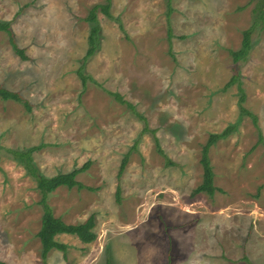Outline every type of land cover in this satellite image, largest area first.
I'll return each instance as SVG.
<instances>
[{
	"label": "rangeland",
	"instance_id": "1",
	"mask_svg": "<svg viewBox=\"0 0 264 264\" xmlns=\"http://www.w3.org/2000/svg\"><path fill=\"white\" fill-rule=\"evenodd\" d=\"M105 3L0 0V22L26 57L0 30V85L31 107L0 98V261L264 264L262 0H111L112 17L95 11L98 48L84 60L86 19ZM256 21L251 49L235 62ZM229 127L209 152L219 191L193 196L202 146ZM39 145L32 157L47 177L91 162L77 180L93 191L61 187L47 203L67 224L96 222L94 242L58 235L67 253L51 250L46 262L41 194L10 152Z\"/></svg>",
	"mask_w": 264,
	"mask_h": 264
},
{
	"label": "trees",
	"instance_id": "2",
	"mask_svg": "<svg viewBox=\"0 0 264 264\" xmlns=\"http://www.w3.org/2000/svg\"><path fill=\"white\" fill-rule=\"evenodd\" d=\"M262 4L264 5V0H262ZM111 8V0H106L105 4H101L98 6L93 7L90 11V14L87 17V21L93 23L91 27V31L88 38L89 48L84 56V60L91 57L98 48V39L100 36V26L96 19L95 11L100 9L103 14L106 16H111L110 14ZM257 10V17L260 22H264V11L262 6L260 5ZM259 12V13H258ZM258 21L255 22L254 26L250 29L245 30L243 32V41L242 46L238 51L232 52V57L234 61L237 62L240 58H244L247 56L248 51L251 49V33L254 30L255 26L257 25ZM120 26H122L120 24ZM0 30L5 31L10 36V42L14 48V50L21 56V58L25 59L24 51L19 49L16 44L14 43V39L12 37V32L10 30V23L9 22H0ZM172 38V34L168 33V39ZM80 74L83 83L87 82V77L81 74V70L78 71ZM234 78L231 80V83L234 82ZM117 101L121 102L122 104H126L128 108L133 109L134 106L132 104L127 103L120 94H112ZM0 98L4 101H17L22 103L28 111L31 110L30 104L26 101L23 97L20 96L19 93L14 91L8 90L5 87L0 85ZM242 114H246L249 116L254 123L255 127L258 128V118L256 115L251 113L248 110L242 109ZM139 117L143 118L139 115ZM144 119V118H143ZM234 129V127H229L221 133H213L209 136L207 142L202 146L201 151V159L200 163L203 168V180L202 183L193 191V196H196L201 193H206L209 196L213 197L219 189L214 185V178L215 174L213 172V167L211 164V159L209 157L210 149L220 140L229 136L230 132ZM154 134V132H152ZM156 140V146L158 151L163 154L159 141ZM259 141H263L262 134L259 131ZM44 148V145L35 146L29 148L25 151H10L11 154L18 160L26 172L36 181V188L41 194V200L39 204L42 207L43 214L41 219V228L37 234V237L41 243V258L44 262H46L48 254L51 250L56 249L57 251H61L66 255L68 246L63 244L57 240L58 235L66 234V235H73L76 236L80 241L86 244H90L96 240V234L94 232L96 222H95V215H91L89 219H87L84 223L79 224H67L61 218H57L51 208L47 203L48 195L56 191L58 188L66 187L68 189L77 188L78 190L87 189V190H94L91 187L85 186L81 182L77 180V176L90 168L91 162L85 163L81 168L74 169L67 173H59L57 175L47 177L41 174L36 167L33 161V153L39 151ZM127 164V156L123 159L120 172L123 171ZM120 190H117V197L119 196ZM0 264H5L4 262L0 261Z\"/></svg>",
	"mask_w": 264,
	"mask_h": 264
}]
</instances>
